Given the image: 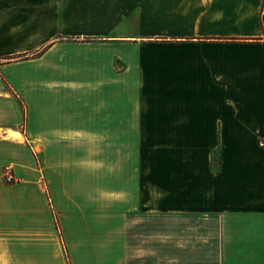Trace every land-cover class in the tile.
<instances>
[{
    "label": "crops",
    "instance_id": "obj_1",
    "mask_svg": "<svg viewBox=\"0 0 264 264\" xmlns=\"http://www.w3.org/2000/svg\"><path fill=\"white\" fill-rule=\"evenodd\" d=\"M0 264H264V0H0Z\"/></svg>",
    "mask_w": 264,
    "mask_h": 264
},
{
    "label": "rangeland",
    "instance_id": "obj_2",
    "mask_svg": "<svg viewBox=\"0 0 264 264\" xmlns=\"http://www.w3.org/2000/svg\"><path fill=\"white\" fill-rule=\"evenodd\" d=\"M146 99H147V97H146ZM147 101H148V99H147ZM194 105L195 104H193V106ZM22 129H21V131H22ZM181 144L184 145V146H187V149L189 151H192L193 153H198L199 154V153H203L205 150L206 151L207 150L210 151L209 149L212 146L214 147L215 143H213V142H191V143H181ZM184 146H179L178 145V147H180V148H183ZM213 158H214V162L212 163L213 164L212 168L216 169V167H217V156H216V154H213ZM52 211L54 212V209ZM192 213H195V212H192ZM162 235H163V238H165V241H166V234L165 233H161V236ZM161 244H162V242H161ZM193 244H199V243L193 241ZM214 245H215L214 238H212V239L209 238V240H208V247L209 248H208V254H207L208 261H216V254L214 252H212L213 251L212 249H210V247H212ZM165 257H166V255H165Z\"/></svg>",
    "mask_w": 264,
    "mask_h": 264
},
{
    "label": "built area",
    "instance_id": "obj_3",
    "mask_svg": "<svg viewBox=\"0 0 264 264\" xmlns=\"http://www.w3.org/2000/svg\"><path fill=\"white\" fill-rule=\"evenodd\" d=\"M2 177L3 181L7 184H11L14 182L13 171L10 166H6L3 168Z\"/></svg>",
    "mask_w": 264,
    "mask_h": 264
}]
</instances>
